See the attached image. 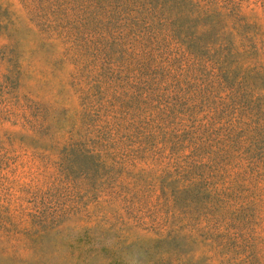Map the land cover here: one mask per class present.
Segmentation results:
<instances>
[{
    "label": "rangeland",
    "instance_id": "obj_1",
    "mask_svg": "<svg viewBox=\"0 0 264 264\" xmlns=\"http://www.w3.org/2000/svg\"><path fill=\"white\" fill-rule=\"evenodd\" d=\"M0 264H264V0H0Z\"/></svg>",
    "mask_w": 264,
    "mask_h": 264
}]
</instances>
